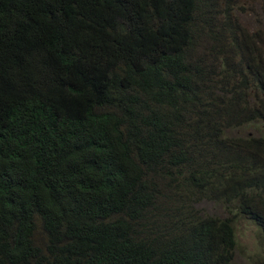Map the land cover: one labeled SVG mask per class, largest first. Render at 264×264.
I'll use <instances>...</instances> for the list:
<instances>
[{"label": "trees", "instance_id": "trees-1", "mask_svg": "<svg viewBox=\"0 0 264 264\" xmlns=\"http://www.w3.org/2000/svg\"><path fill=\"white\" fill-rule=\"evenodd\" d=\"M239 1L0 0V264H234L236 218L264 241Z\"/></svg>", "mask_w": 264, "mask_h": 264}, {"label": "rangeland", "instance_id": "rangeland-1", "mask_svg": "<svg viewBox=\"0 0 264 264\" xmlns=\"http://www.w3.org/2000/svg\"><path fill=\"white\" fill-rule=\"evenodd\" d=\"M242 1V2H241ZM242 22H247L249 25L243 26L246 34L251 37L257 36V31L264 32V14L260 12L258 15H252L255 8L254 0H241ZM200 25H204L205 31L210 30V25L205 24L204 21H199ZM255 45L248 50L256 60L264 59V41H255ZM259 103H261L259 99ZM264 120V118H263ZM261 126L259 124L251 126V128H244L245 132L258 134ZM199 207L207 214L219 215L225 217L226 211L220 206L204 201L199 204ZM237 246L234 250V264H258L260 256L264 254V241L259 236V230L255 224L246 218L235 219Z\"/></svg>", "mask_w": 264, "mask_h": 264}]
</instances>
